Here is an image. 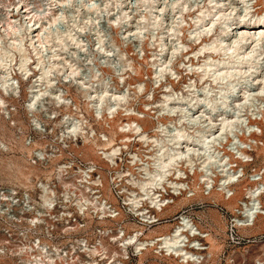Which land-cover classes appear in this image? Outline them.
Segmentation results:
<instances>
[{"label": "bare ground", "instance_id": "1", "mask_svg": "<svg viewBox=\"0 0 264 264\" xmlns=\"http://www.w3.org/2000/svg\"><path fill=\"white\" fill-rule=\"evenodd\" d=\"M259 1L19 0L13 4L10 1L7 5L0 0V112L6 114L7 118L10 117L9 99L19 97L21 91V82L17 76L29 80L34 74L31 63L41 71V75L35 84L29 87L31 96L27 101V111L35 108V103L37 104L43 94H48L39 88L40 85L53 84L49 73L54 69L67 68L65 82L74 81L88 89L86 84H89L90 80L79 81V63L93 60L89 55L92 48L93 51L96 49L104 53L100 58L104 62H125L123 69L115 71V76L124 81L128 68H134V61L128 58L126 51H120V55H117L116 50L113 49L112 52L108 46L109 37H112L114 45L116 42L114 31H110L108 25L111 28L120 27H116V30H121L117 33L121 34L122 41L143 45V42L148 40L154 51L157 50L152 60H149L154 70L155 88L164 90L162 99L159 105L154 107L151 102L154 92L149 93L145 96L149 102L145 104V112H137L125 106L132 96H128L124 91L111 89L104 79L98 77V72L95 73L93 79H98L101 83L95 88L93 85L91 91L83 93L89 99H98L97 104L92 101L93 108H96L97 116L104 117L102 122L113 131V135L106 142L91 145L84 133L85 144L91 146L94 152L99 151L101 158L113 164L121 152V148L114 145L115 136H124L123 143H131L133 137H136L147 147L151 145L159 148L149 156H144L150 160L149 163L136 156L137 160L142 162L140 169L145 175L141 179L129 180L140 193L132 191L127 201L135 205L134 215L144 223L153 219L152 215L149 216L144 201H150L152 209L157 213L155 218L161 219L168 208L164 209V206L169 202L158 188L163 189V183L167 182L168 188L176 194L187 189L182 180L187 178L188 169L194 173L197 159L201 161V181L209 190L204 196L209 195L215 188L213 178L216 175L212 170L214 168L222 178L213 200L228 201V205L233 207L238 197L234 199L231 188L238 184L242 171L235 170L237 165H233L229 157L223 156L218 149L227 145L228 137H235L236 144L232 143V146L238 147L239 158H243V163H247L249 161L245 159L250 156L243 151L247 147L244 146L246 143L236 134L245 130L243 137H255V146H252L255 148L259 147L257 138L264 136V9L260 7L262 11H256L255 4L257 3V8L261 5L258 4ZM164 15H179L175 21L176 26L156 33L166 29ZM187 15L191 18V22L187 24L190 29L188 44L182 41L184 30H181ZM180 18L183 21H179ZM103 23L104 28L101 26ZM141 51L145 53L144 48ZM18 54L20 62L16 60ZM105 65L107 66L106 63ZM180 70L187 72L189 79L183 90L176 92L173 82H177L181 74L183 75ZM165 83L167 85H164ZM146 89L144 82H138V96ZM52 97L58 100V104H69L64 91L52 93ZM101 111L108 113L103 116ZM244 113L251 116L255 125H250L251 121L243 117ZM119 114L128 117L129 121L117 127L111 126V123H116ZM152 114L164 118V121L159 120L151 134L146 123L151 120L148 116ZM259 120L260 128L257 126ZM83 122L78 121L77 125L83 126ZM0 125L3 127L2 122ZM80 126H77L78 130ZM2 146L9 148L0 138L1 150ZM260 146L262 149L259 154H264V142H260ZM28 150L31 153L32 150ZM134 164L133 162L132 165ZM5 169L16 180H24V184L29 181L28 173L13 161L5 164ZM127 174L131 173L128 171ZM124 175L125 173L120 172L118 178ZM170 176H175L176 181L169 182L167 178ZM250 184L252 188H240V191L249 195L251 201V204L248 203L243 208V220H238L239 225L251 224L249 228H243V231H254L257 227L255 222L264 216V168L251 179ZM194 188L195 197H202L200 187ZM126 189L123 188V191ZM240 195L241 193L238 196ZM260 212L262 215L256 217L255 213ZM253 218L255 221L251 223ZM217 221L222 224L220 220ZM161 227L165 229L168 226ZM169 227L172 232L154 228L144 233L143 226H134L130 237L123 240L113 239L117 246L112 253L114 252L115 256H125L131 246L141 261L150 254L166 261H175L177 264H187L189 259L197 256L191 248H200L202 245L195 237L199 234L205 235V232L196 229L186 217L183 224H171ZM262 228L264 221L260 223V229ZM142 235L143 238H140ZM207 239L210 243L209 258H213L218 254L217 245L220 244H217L212 232H209ZM107 250L105 246L102 250L97 247L90 249L95 256ZM260 264H264V261Z\"/></svg>", "mask_w": 264, "mask_h": 264}, {"label": "built area", "instance_id": "2", "mask_svg": "<svg viewBox=\"0 0 264 264\" xmlns=\"http://www.w3.org/2000/svg\"><path fill=\"white\" fill-rule=\"evenodd\" d=\"M14 112L17 111H12V115ZM29 112L34 113L31 115L34 117L31 132L25 136L23 130L18 129L16 137L22 140L25 136L24 144L32 149L28 159L30 165L45 170L52 167L53 174L32 178L28 186L0 184V264H137L140 256L135 254L131 246L125 256H115V253L111 252L113 247L117 246L113 239L123 240L130 237L134 226L139 228L143 226L144 233H147L154 227L172 222L181 225L185 217L201 228L203 220L193 212L201 210L202 207L195 204L181 209L172 218L159 219L155 218L157 213L153 212L150 201L146 200L145 208L153 219L144 223L134 216L136 207L126 200L132 195V191L135 193L140 191L126 182L132 177L137 179L144 177V172L139 173L135 168L141 166L137 157L146 163L150 162L145 155L142 157L136 152L128 151L129 145L121 144L126 149L116 160L114 169H111L112 199L106 191L105 169L109 168L85 160L79 152L87 144L81 138L77 123L70 121L68 125L62 127L58 125L57 119H54L55 115H52L51 119L48 116L47 120L56 123L41 127L39 124L36 125V103L34 110ZM72 113L75 112L72 110ZM53 137L56 139H51ZM101 141L105 142L104 137ZM2 149L4 152L10 150L4 146ZM123 156L129 158L128 163L133 171L128 169L122 172L129 171L132 175L116 179V171H119L117 169L124 160ZM190 177L192 175L189 174L187 181ZM123 180L125 187L129 189L127 192H122L125 187L119 190ZM162 196L169 199V203L164 206L166 209L173 207L179 198L194 199L195 193L188 189L182 191L179 196L166 193ZM214 205L224 216L229 214L226 208ZM261 213H255V216H261ZM125 214L130 217L129 221L122 219ZM244 217L243 212L237 213L234 217L229 216L228 233L233 243L240 244L245 241L240 235L242 231L240 228H249L251 224L239 225L237 221V218ZM114 223L116 228L110 226ZM202 231L205 235L199 234L195 237L202 244L201 247L191 248L197 256L189 259L187 264H205L207 261L206 253L209 246L207 238L210 231ZM100 240L108 250L95 256L90 249L99 244Z\"/></svg>", "mask_w": 264, "mask_h": 264}, {"label": "rangeland", "instance_id": "3", "mask_svg": "<svg viewBox=\"0 0 264 264\" xmlns=\"http://www.w3.org/2000/svg\"><path fill=\"white\" fill-rule=\"evenodd\" d=\"M10 1L13 4V3H15V1L18 2L19 0H3L4 4H7V5L9 4ZM258 4H261V5L258 6V8H257V3L255 4L256 11L261 12L262 8H260V7H263V9H264V0L263 1L260 0L258 2ZM194 16L196 17V15H194ZM178 18H179V15H164L163 21H164V23H166V26H165L166 29L156 31V33L157 32L158 33L165 32L167 29L172 28L173 26H176L175 21ZM173 19H175V20H173ZM181 20L183 21V19L180 18L179 21H181ZM105 22H107V21H105ZM189 22H191V18H189L187 15L185 22H184V26L181 29V30H184V34L182 35V41L186 44H188V40H189L188 32L190 31V29L187 26V24H189ZM170 23H172V25ZM104 24L105 23L101 24V26L103 28H104ZM116 27L111 28V26L108 25V28H110V31H114L113 37L116 41L115 45H114V42L112 41V37H109V40H108L109 42L107 41L109 49H111V51L113 49H114V51L116 50L115 52L117 53V55H120V51H126V54H128V58H130L134 61V68L133 67L128 68V70L125 72V73H127V75H125V77H126L125 80L120 81V79L117 76H115V71L123 69L125 62L117 63L118 65L116 63H113V62H104L103 60L100 59L101 57L104 56L103 52L97 51L96 49H94V51H93V48L91 51V49H90L89 55L93 57V60H91V61L86 60V62L83 61V62L79 63L80 64L79 66L81 67V73H80L81 79H79V81H81V80L89 81L90 80L91 82L89 84H86V85H88V89H86L85 87L81 86L80 84H78L74 81L65 82L64 76L68 72L67 68L65 70L62 68L60 70L54 69L52 72L49 73L50 74L49 78H51L53 84L52 85L51 84H44L43 86L40 85V88H39V90L42 89L43 93H48V94H46V95L43 94L41 96V98L37 101V104H36V106H37L36 107V125L39 124L41 127H44L47 125H54L56 122H54L52 120H47V117L50 116L49 119H51L52 115H55L54 119H57L58 125H62V127L66 124L68 125L70 123V121L78 123V121H81L78 118V117H80L81 119H83L82 121H84L83 126H80V125H77V126L81 127V128L79 127V130H80V134H81L82 139H84V133H86V137L89 138V142H90L89 144H91V145H93L94 143H103L101 141L102 137H104L105 142L108 139H110L113 135V131L105 125V122H102L104 117L102 118V117L97 116V110L95 107L93 108V102H94V104H97L98 99H95V97L93 99H89V98L85 97V94L83 93V91H91L93 85H94L93 88H95L97 85H99L101 83V81H98V79L97 80L95 78L93 79V76L97 72L99 75L98 77L101 80L104 79L106 81V83H108V85L111 89H118V90L126 92L128 94V96H130V97L132 96L131 98L129 97L130 100L128 101V103L125 104V106L132 108V109H135L137 112H145L144 111L145 104L149 103L148 100L145 98V96L149 95V93L152 94L153 92H154V99L151 100V102L153 103L154 107L159 105V102L162 99V95H163L162 92L164 90L162 88H158V89L155 88L154 78H153L154 77V70L151 67V65H152L151 61L149 60V58L152 60L154 53L157 52V50L154 51L155 49H153V47L149 45L148 40L144 41L143 45L141 43H139L138 48H137L138 45H136V44L126 43L125 40L122 41V38L120 37L121 34L117 33V32H119L120 29L116 30ZM117 28H120V27H117ZM120 32H121V30H120ZM124 42L126 44H124ZM112 45H114V46H112ZM142 48H144L145 53H143L141 51ZM193 48L196 49L195 46H193ZM95 51H96V53H94ZM114 51H112V52H114ZM143 58H145V60ZM16 60L18 62H20L19 54H18V57L16 58ZM184 61L188 62V60H185V59H184ZM102 62H104L103 66H102ZM82 63H84V64H82ZM85 63H87V64H85ZM105 63L107 64V66L105 65ZM31 66L33 68L34 74L32 75L31 78H29V80H23L20 75L17 76L21 82V91H20L19 97H15V99H9L10 100L9 105L11 106L10 107L11 108L10 117L7 118L6 114H3L0 112V122L3 123V127L0 125V138H2V140H4L10 148L9 152H4V150H1V148H0V184L28 186L29 182L32 181V178L42 177V176H50L53 174L52 167L49 168L48 170H45V169H41V168L34 167V166L30 165L28 159H29L32 151H31V153H29L30 151L28 149H31V148H28L23 142L24 137L27 134H29L33 128L32 124H33V118L34 117H31V115L34 113L27 111V108H26L27 104H28L27 101L29 99V96H31V89L29 87L32 86L33 84H35L34 82L41 75V71H39L36 68V65L34 63H31ZM114 66H116V67H114ZM180 72L183 73L182 70H180ZM186 73L187 72H184L183 75L181 74V77L177 82H173V86H174V89L176 92H181L184 88V85H186L188 83L189 76L186 75ZM14 76H16V73L14 74ZM89 76H90V78H89ZM137 81L138 82H144L146 84V88H147L146 91L143 92V94H140L139 96H138L139 92L137 90V85H138ZM36 85H37V83H36ZM164 85H167V83H165ZM199 89H201V85H199ZM29 91H30V93H29ZM57 91H58V93H61V91H64L66 98H68V100H69V104H67V105H70L69 108H65L67 106L65 104H58V100L52 97V93H56ZM73 105H75V106H73ZM72 110L75 113H72ZM12 111H17V112H14V114L12 115ZM61 111L65 112V113H62ZM51 112H53V113L51 114ZM76 112H77L78 117L76 116ZM101 112H103V111H101ZM106 113H108V112H103L102 115L105 116ZM148 113H150V112H148ZM11 116H12V118H11ZM148 117L151 120H149L146 123V126L148 127V129H149L148 132H150V133L155 128V124H157V122L159 120L164 121V118L163 119L158 118L157 114L156 115L152 114V115H149ZM243 117L247 121H251L250 125H255V122L253 120H251V116L248 113H244ZM128 121H129L128 117H125V116H122V114H119V117H118V115L116 117V123L113 125L111 123V126L115 125L114 127H117L119 124L127 123ZM86 123L89 126L86 125ZM257 126L260 128V120H259V124H257ZM18 129H22L24 132L25 136L22 138V140H18L16 137V135L18 133ZM65 134L66 133L64 132V135ZM242 134H245V130L241 131L240 133H237L236 136L239 137L244 143H246L244 146L245 147L247 146V147L243 151L250 156L249 158L245 159V160H248L249 162L243 163L244 159L243 158L240 159L239 155H238V151H239V149H237L238 147L232 146V143H235V141H236L235 137H233V138L228 137L229 142L227 143V145L218 149L222 152L223 156L225 155V156L229 157L230 161L233 162V165H235V166L237 165V167L234 168L235 170L242 171V175L239 178L238 184H236L235 186H233L231 188L232 191L234 192V195H233L234 199L236 197H238L235 204L233 205V207L228 205V203H229L228 201H226V202L217 201L216 202L213 200V198L215 197V194H216V189L219 187L220 180L222 178V176L220 174H218L216 172L217 170L214 168L212 170L215 172V175H216V177L213 178L215 180V188L213 191H211V193L209 195L205 194L206 196H204V193H209V190L206 189L205 185L201 181L202 180L201 176H200L201 161H199L198 159L196 160V165L194 167V173H191V170H189V169L187 170V174H186L187 178H188L189 174L192 175V177H190L188 181H187V178L182 180V183L185 184L187 189H183L176 194L172 189L168 188L167 182L163 183V187H164L163 189L158 188V190L162 192L161 194L166 193V194L172 195V196H179L182 191L184 192V191L190 189V192L194 193V190H195L194 187L195 186H197L198 188L200 187V192L202 193L201 194L202 197H200V198L195 197L192 200L188 199L187 197L179 198L175 202L173 207H168L169 209L167 208V210L163 214L162 218L166 219V218L174 217L175 214L178 213V212L176 213L175 211L178 208H180V205H182V204H184L185 206H183V207L181 206L182 207L181 209L188 207L191 204L199 205L200 207H202L201 210H196L193 212V214L196 216H199L203 220V222L201 224L202 230L207 231V232H209V231L212 232L216 237L217 244H220V245H217L218 246V250H217L218 254L216 253L215 257L209 258V250L207 251V253H206L207 261L205 264H260V262L264 261V228L260 229V223L264 221V216H262L261 218H259L255 222L257 227H255L256 229L254 228V231L253 230L243 231V228H240L242 230L240 232L241 233L240 235H242V237L245 238V241H243L240 244L233 243L231 241V239L229 238V233H228L229 223H230L229 216H232V217L237 216V213L240 214V213L244 212L243 208L248 203L251 204L249 195H247L246 192L243 193V191H240V188H242V187H244L245 189L252 188L253 186L250 184L251 179L254 178V176H257L258 174H260V170H262L264 168V154H259L260 149H262V146H260V142H264V136L261 138H257L259 147L255 148L252 146H255L253 139H256V138L253 136L243 137ZM123 137L124 136L120 137V135H119V136H115V138H114L115 139L114 145L118 148H121L120 154L115 159V164L101 158V156H102L101 153L97 150H96V152H94V150L91 148V146L87 145L79 151V152H81V154L83 155V158L85 160H89L91 162H94L95 164L104 165L106 168H109V169H105V176H106V181H107V186H106L107 195L110 196L111 198H112V190H110V189L113 188V184L111 183V177H110L113 170H111V169H114L113 167L116 165V160L118 159L119 156H121L123 154V150L126 149V147H123L121 145L123 143L122 142ZM51 139H56V137H53ZM133 140L134 141L132 143H128V145H129L128 151L136 152L142 157L144 155H146L147 153L152 154L156 150H159V148L156 146L151 147V145H150L149 147H147L146 145L141 144L136 139V137H133ZM84 143H85V139H84ZM26 148H28V149H26ZM127 153H126V155H127ZM149 154H147V155L149 156ZM123 158H124L123 162L120 164L119 169H117L119 171H116V175H117L116 179H121V178L129 177L130 175H132V174L128 175L127 173H125V175L123 177L118 178V173H120V171H121V173H124V172H122L123 170L126 172L128 169H131L133 171L132 167H130V165L128 163L129 158L125 157V156H123ZM12 161L14 163L20 165L25 170V172L28 173L29 181L26 184L22 183L24 181L22 179V177H21V180H23L22 182L19 180H16V178H14L13 175H11V173L5 169V164L12 162ZM13 166L15 167V165H13ZM150 168L152 169V166H150ZM135 169L138 170L139 173H142L140 166L136 167ZM196 171L198 173H196ZM144 174H145V172H144ZM132 178H134V177H132ZM174 178H175V176H170L167 178V180L169 182L176 181V180H174ZM130 179H128L126 183L128 185H133V182L129 181ZM134 179H137V178H134ZM121 184H120L121 186L119 187V190L126 186L125 180H123L121 182ZM104 187H105V185H104ZM207 190H208V192H207ZM127 191H129V189H126L125 191H122V192H127ZM240 193H241V195L238 196ZM262 201L264 202V199H262ZM178 203H179V205L177 206ZM214 204H217L220 207L226 208L227 211L229 212V214L224 216L221 213L220 209L217 206H215ZM153 212H154V210H153ZM212 213H215V215H217V216L211 217L210 215ZM135 217H137V216H135ZM216 217H218V219ZM122 219H126L127 221H129L130 217L127 214H125ZM138 219H140V218H138ZM217 220H220L222 224H220V222ZM238 220H243V218H237V221ZM171 224L174 225L175 223L172 222ZM171 224L164 225V226H168L165 229H164V227L160 228L159 226L154 227V228H158L159 231H163V232H165V231L166 232H172V229L169 227ZM193 224L195 225L196 229H198L199 231H202L200 226L197 223H193ZM110 226L116 228L115 223L111 224ZM207 245H210L208 240H207ZM104 246H105L104 242L102 240H100L99 244L95 245L94 247H97L100 250H102V248ZM114 248H115V246L113 247V249ZM148 261H149V264H174V263H176L175 261H172V260L166 261L162 257L160 259V257H157L155 255L152 256V255L148 254L146 257L143 258L142 261L139 259L137 264H145V263L148 264Z\"/></svg>", "mask_w": 264, "mask_h": 264}, {"label": "crops", "instance_id": "4", "mask_svg": "<svg viewBox=\"0 0 264 264\" xmlns=\"http://www.w3.org/2000/svg\"><path fill=\"white\" fill-rule=\"evenodd\" d=\"M181 206L183 207V206H185V205H184V204L180 205V208H178V209L175 211L176 213L180 211V209L182 208ZM210 216L212 217V216H217V215H215V213H212ZM160 228H162V227H160Z\"/></svg>", "mask_w": 264, "mask_h": 264}]
</instances>
